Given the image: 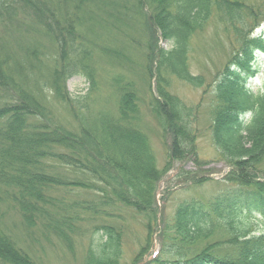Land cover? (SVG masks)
I'll return each mask as SVG.
<instances>
[{
  "label": "trees",
  "instance_id": "1",
  "mask_svg": "<svg viewBox=\"0 0 264 264\" xmlns=\"http://www.w3.org/2000/svg\"><path fill=\"white\" fill-rule=\"evenodd\" d=\"M150 3L157 8L150 16L152 24L171 44V48L159 50L161 65L194 86L206 85L203 76L189 71L188 54L195 26L208 20L214 10L227 11L231 16L227 26L237 34L233 64L208 84L210 88L204 93L210 89L213 94V140L220 158L231 168L226 178L236 185L211 201H184L171 215H163L160 223L156 193L171 161L163 169L158 167L150 140L138 126L140 107L135 90L120 89L116 115L100 113L87 123L80 121L69 128L49 111L41 89L29 90L11 75L10 60L0 51V203L17 211L25 225H44L45 232L65 242L74 234L90 231L86 221L111 218L114 207L131 209L144 218L147 228L146 244L133 264L143 261L152 234L158 232L161 249L147 264H264V232L256 233L252 230L253 220L243 217L245 212L264 215V180L257 176L264 160V91L256 93L244 82V73L250 78L260 71L257 51L264 55V31L256 35L255 31L264 22V13L251 10L241 14L238 0L140 1L147 8ZM14 4L0 0V10H8L11 16ZM253 15L262 21H251ZM65 26V30L60 26L58 29L63 50L66 41L75 37L74 25L65 22ZM37 51L33 49L34 54ZM83 69L70 65L61 82V71H54L52 84L59 96L63 97L65 91L62 84L82 74ZM155 82L156 94L152 93L150 106L165 137L171 138L168 156L172 160L193 157L198 161L197 107L186 105L172 94L166 79ZM116 86L119 88L120 83ZM84 96L69 97L74 110L86 109L81 105ZM201 178L193 181L197 184ZM68 189L71 193L89 190L101 198L79 199L75 193L76 199L54 197L58 191L67 193ZM92 229L93 234L103 233L96 245L86 250L83 263L122 264V225L102 222ZM0 264H37L1 223Z\"/></svg>",
  "mask_w": 264,
  "mask_h": 264
},
{
  "label": "rangeland",
  "instance_id": "2",
  "mask_svg": "<svg viewBox=\"0 0 264 264\" xmlns=\"http://www.w3.org/2000/svg\"><path fill=\"white\" fill-rule=\"evenodd\" d=\"M13 1L15 13L7 14L0 10V51L10 60V73L29 90L41 89L48 100L49 111L58 121L75 128L79 122L97 117L100 113L117 114L120 102V89L132 87L139 98L140 111L137 114L138 126L150 140L154 158L160 169L171 161V168L160 181L156 204L159 207L160 223L162 216L171 215L180 203L189 200L211 201L236 184L226 177L231 168L220 158L212 136L213 94L210 89L204 93L224 69L232 65L236 54V32L230 29L231 16L227 11L214 10L211 17L195 26L189 47V71L192 75L203 76L206 85L194 86L168 73L159 59L160 49H169L171 44L161 36V29L152 24L150 16L157 10L154 5L147 8L141 0H9ZM241 14L253 10L264 13V0H238ZM29 3V4H28ZM264 15V14H263ZM251 21H262L258 15L250 16ZM65 22L74 25L75 37L69 39L63 50L59 26L67 28ZM256 30L255 35L262 31ZM54 28L57 36L50 31ZM37 53H33V49ZM63 50V51H62ZM257 51L260 71L250 76L244 73L245 84L254 92L264 91V55ZM84 68L82 74L67 79L63 97L53 87L54 71H61L60 82L69 71L70 65ZM22 66V67H21ZM166 79L172 94L180 97L186 105L198 109V161L191 157L187 160H172L168 156V143L150 102L152 93L156 94L158 79ZM93 80V81H92ZM90 81L92 90L90 88ZM120 83V87L116 86ZM62 86V87H63ZM90 91V92H89ZM89 92V93H87ZM86 95V96H84ZM84 96L82 110H75L73 99ZM264 180V160L258 166ZM82 176V175H79ZM202 177L195 184L194 179ZM197 180V181H198ZM70 192V193H68ZM58 191L55 198L67 197L97 200L89 190ZM57 205V204H56ZM114 216L90 219L85 222L90 231L74 234L67 241L58 239L55 234L47 233L44 225L29 227L22 222L17 211L6 203H0V223L12 235L26 253L37 264H84L86 250L96 245L103 232L92 233L95 226L104 223L122 225L123 256L122 264H133L134 258L146 244L147 228L142 216L131 209L114 207ZM243 217L252 219V230L264 232V215L259 212H245ZM160 226V225H159ZM161 227V226H160ZM67 237V236H65ZM65 239V238H64ZM93 239L95 240L93 242ZM70 242V243H69ZM149 251L139 264H147L151 254H157L162 246L159 232L152 234Z\"/></svg>",
  "mask_w": 264,
  "mask_h": 264
}]
</instances>
